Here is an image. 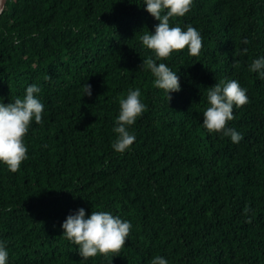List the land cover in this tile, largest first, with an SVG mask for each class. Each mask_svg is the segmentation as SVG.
<instances>
[{
    "label": "trees",
    "instance_id": "obj_1",
    "mask_svg": "<svg viewBox=\"0 0 264 264\" xmlns=\"http://www.w3.org/2000/svg\"><path fill=\"white\" fill-rule=\"evenodd\" d=\"M158 23L143 0H9L0 18V102L35 83L44 112L25 136L20 169L0 164L7 264H150L155 256L264 264V79L249 70L264 57V0H193L170 20L203 37L199 56L185 48L158 61L179 76L170 101L140 66L155 55L140 36ZM222 79L249 97L228 123L243 134L239 143L202 124L207 90ZM136 88L147 109L130 126L135 142L118 153L119 100ZM79 208L131 222L119 255H79L61 227Z\"/></svg>",
    "mask_w": 264,
    "mask_h": 264
},
{
    "label": "clouds",
    "instance_id": "obj_2",
    "mask_svg": "<svg viewBox=\"0 0 264 264\" xmlns=\"http://www.w3.org/2000/svg\"><path fill=\"white\" fill-rule=\"evenodd\" d=\"M145 10L156 20L154 31H145L140 40L151 50L154 57L142 60L141 67L150 70L154 76L153 84L167 94V101L172 99L169 93L180 91V82L177 71H173L166 63L174 52L187 48L189 55L199 56L203 48L201 33L191 25L182 28L179 24L173 25L170 20L174 17H183L193 5V0H143ZM19 43V40H16ZM243 44L249 43L245 38ZM247 53V48L241 54ZM257 72L264 79V57L254 59L249 68ZM45 79H51L46 76ZM42 88L33 83L26 87L23 97H16L14 101L0 102V164H4L11 172H17L21 164L28 159V148L25 136L33 121L43 123L44 104L39 94ZM247 90L242 88L236 80H224L215 83L207 90L208 107L203 111V126L209 133H221L229 137L233 143H239L243 134L235 128L229 127V121L235 119L234 107L239 108L249 103ZM83 95H92L91 85H83ZM139 88L129 89L126 98L119 100V114L115 120L116 139L112 143L113 149L124 153L135 142L134 133L130 132L138 117L147 109L141 100ZM0 97V101H2ZM249 209L245 208V213ZM250 222V219H249ZM63 234L73 244L77 245L79 255L83 259L103 256L119 255L125 247V242L131 233L133 225L128 220L107 211H91L86 215L83 208L66 216L61 225ZM8 249L6 243L0 240V264H7ZM150 264H168L162 256H155Z\"/></svg>",
    "mask_w": 264,
    "mask_h": 264
},
{
    "label": "water",
    "instance_id": "obj_3",
    "mask_svg": "<svg viewBox=\"0 0 264 264\" xmlns=\"http://www.w3.org/2000/svg\"><path fill=\"white\" fill-rule=\"evenodd\" d=\"M9 0H0V18L6 11Z\"/></svg>",
    "mask_w": 264,
    "mask_h": 264
}]
</instances>
